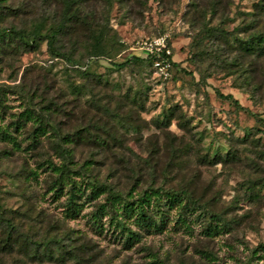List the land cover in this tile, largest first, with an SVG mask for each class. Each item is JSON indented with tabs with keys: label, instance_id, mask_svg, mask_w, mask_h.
Here are the masks:
<instances>
[{
	"label": "rangeland",
	"instance_id": "obj_1",
	"mask_svg": "<svg viewBox=\"0 0 264 264\" xmlns=\"http://www.w3.org/2000/svg\"><path fill=\"white\" fill-rule=\"evenodd\" d=\"M29 1L11 0L14 9L4 23L29 29L34 18H45L47 27L49 19L58 17L54 7L38 2L20 10ZM262 2L90 0L104 54L91 59L86 74L71 69L65 57L53 58L43 39L33 50L0 54V212L9 217L21 207L23 196L32 195L47 217L43 225L50 219L59 223L64 228L59 233L75 238L79 251L77 259L20 264H264V57L238 52L235 39L264 30V19L257 28L247 27L264 17L259 14ZM164 32L170 35L175 61L168 81L161 82L150 69L116 64L140 56L139 41ZM58 39L57 47L73 60L87 62L92 52L80 26ZM92 76L101 78L96 89L107 79L116 84L114 90H144L142 103L122 119L100 110L99 118L87 114L79 106L85 92H74L71 86L90 84ZM49 105L56 130L79 136L65 144L72 151L66 160L55 150L53 134L41 135L35 146L28 138L34 118ZM247 130L251 133L245 137ZM88 138L92 141L83 142ZM215 148L223 153L230 148L236 157L213 158ZM64 162L72 170L71 179H66L64 192L55 193L52 182L58 172L52 167ZM30 170L37 175L26 180ZM94 179L134 196L146 188L186 189L215 209L224 207L228 225L208 235L202 215L175 224V208L158 231L131 224L140 236L125 244L106 212L99 210L98 220L93 217L106 202V194L87 198V183ZM71 181L81 189L77 201L82 204L74 215L65 207ZM254 182L258 199L247 196ZM12 258L0 254V264H13Z\"/></svg>",
	"mask_w": 264,
	"mask_h": 264
},
{
	"label": "trees",
	"instance_id": "obj_2",
	"mask_svg": "<svg viewBox=\"0 0 264 264\" xmlns=\"http://www.w3.org/2000/svg\"><path fill=\"white\" fill-rule=\"evenodd\" d=\"M10 2L11 0H0V54H5L9 51L25 52L33 50L38 46L39 41L43 39L46 41L48 50L53 58L59 59L65 57L71 69L82 71L84 74H86L91 59H97L99 55L102 53L104 54L101 40L102 33H100L101 30L96 32V30L99 29V22L98 18H96V11L91 8L92 4L90 0H30L29 6L22 3L21 7H19L20 10H25L26 7L32 8L34 2L35 4L38 2L39 5H43L46 9L54 7V12L59 11L58 17H55V15L54 18L49 19L51 23L47 27V20L41 17L38 19L34 18L32 27L29 29H26V27L6 25L4 23L9 19V16L12 14V9H14V7L9 4ZM258 6L260 10L259 14H264V3L262 2ZM263 19L264 17H257L253 19L255 23L248 24L247 27L252 26L257 28L260 24L257 25L256 23ZM78 26L82 28L86 48L92 52L86 60L87 62L73 60L71 56H68L57 47L59 44L57 43L59 40L58 37L60 35H70L74 33ZM235 39H237L238 52L244 51L248 52L253 57H264V30H256L246 38L235 37ZM169 44L171 45L170 39ZM116 64L121 68H130L134 71L150 69L155 73L153 59L151 57L132 56ZM96 79H100L98 83ZM159 79L161 82H165L170 78L164 80L159 77ZM90 81V84H85L80 88H77V85L71 87L74 92H85L83 101L79 106L86 107L88 109L85 110L87 114L96 116V118H99L97 116V111L100 110L122 119L129 114L133 105L142 103L143 95L145 94V91L141 89L137 91L131 90L130 88L126 91L114 90L116 84L113 85L107 79H104V84L101 88L98 86L99 89H96V85L101 84V78L92 76ZM107 87L111 89L110 93L106 92ZM115 92L121 93L122 96H116ZM227 97L231 99L235 105H238L236 99L231 95ZM1 102L0 94V104ZM46 108L48 110L42 111L41 113L39 112L33 120L35 125L33 127L34 132L32 131V135L28 137L31 138L29 140L30 144L35 146L40 143L41 135L53 134L55 136L53 139V144L56 146L55 150H60L62 157L66 160L72 155V151H70V148H66L65 144L74 141L73 136H78V134L77 132L66 133L60 129L56 130L51 123L52 118L55 117L53 108L50 107V105ZM163 117L167 119V114L164 113ZM127 127L128 125H125L126 130H128ZM85 129V132L89 133L87 128ZM250 133V130H247L244 136L247 137ZM89 141H92L91 138L85 141L83 140V142ZM6 153H8V151H6ZM225 156L236 157V153L232 152L230 148L226 149L225 153L215 148L212 153V157L218 158L219 160H224ZM66 165V162H64L59 167L55 165L52 167V170L58 172L57 177L52 182V189L55 193L58 191L64 192V188L67 186L65 182L66 179H71L70 172L72 170ZM36 175L37 172L30 170L28 176L24 175V177L27 180L26 177H35ZM87 184L90 185L91 194V196L87 198L106 194V202L100 206V209L98 208L97 212L93 213L94 219L98 220L99 210H102V213L106 212L109 224L116 228L120 237L124 239L125 244L132 242L133 238L140 236L139 233L131 229V224L134 223L133 225L143 231H158L160 228L163 229L166 221L170 220L168 213L175 208L178 209L176 212L175 224H188L189 218L197 220L199 216L202 215L206 218L205 221H207L204 226V231L208 235L217 234L220 230L223 231L228 225L227 220L224 219V215L221 212L224 207L215 209L212 202H202V200L194 197L193 193L186 189L163 190L161 188H146L144 191H140L138 195L134 196L131 192L121 193L112 186L100 182L97 183L96 179L89 180ZM76 188L75 182L71 181V184H69L65 192L67 194L65 204L66 211L73 215L78 212V207L82 204L77 201V198L80 196L78 192L81 191V189ZM256 188H258V182L248 185L249 194L247 196L250 197V199L260 198ZM84 191H86V189H84ZM23 197L24 202L21 207L12 211V215H9V217H4L2 212H0V222L5 220L4 223H0V254L14 257L12 258L13 264H20L19 262L24 260L41 262L49 259L53 262H59L67 259L79 258V251L76 250L77 245L74 244L75 238L66 235L67 232L66 234H60L59 231L64 228L59 225V223L53 224L51 219L47 225H43V221L47 218L45 212L37 208L35 202L32 200V195ZM65 235L71 237L69 244L64 241Z\"/></svg>",
	"mask_w": 264,
	"mask_h": 264
},
{
	"label": "built area",
	"instance_id": "obj_3",
	"mask_svg": "<svg viewBox=\"0 0 264 264\" xmlns=\"http://www.w3.org/2000/svg\"><path fill=\"white\" fill-rule=\"evenodd\" d=\"M169 39V33L164 32L151 38L142 39L138 45L141 50L140 56L151 57L155 74L164 80L171 78L175 66Z\"/></svg>",
	"mask_w": 264,
	"mask_h": 264
}]
</instances>
